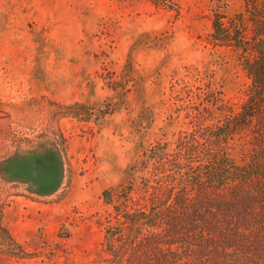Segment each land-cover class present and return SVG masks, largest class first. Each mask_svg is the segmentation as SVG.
<instances>
[{
  "label": "rangeland",
  "instance_id": "obj_1",
  "mask_svg": "<svg viewBox=\"0 0 264 264\" xmlns=\"http://www.w3.org/2000/svg\"><path fill=\"white\" fill-rule=\"evenodd\" d=\"M254 1L0 0V227L29 254L0 230V264H110L103 192L139 187L151 147L249 99L247 57L213 23Z\"/></svg>",
  "mask_w": 264,
  "mask_h": 264
},
{
  "label": "trees",
  "instance_id": "obj_2",
  "mask_svg": "<svg viewBox=\"0 0 264 264\" xmlns=\"http://www.w3.org/2000/svg\"><path fill=\"white\" fill-rule=\"evenodd\" d=\"M253 6L239 23H213V38L247 57L249 99L237 114L221 110L217 126L195 124L151 147L130 169L145 175L139 187L103 192L115 220L104 228L110 264H264V4ZM250 131L251 153L236 160V139ZM0 230L14 256H29Z\"/></svg>",
  "mask_w": 264,
  "mask_h": 264
}]
</instances>
